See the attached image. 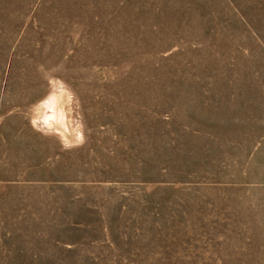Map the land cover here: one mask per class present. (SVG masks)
I'll return each mask as SVG.
<instances>
[{"label": "rangeland", "instance_id": "obj_1", "mask_svg": "<svg viewBox=\"0 0 264 264\" xmlns=\"http://www.w3.org/2000/svg\"><path fill=\"white\" fill-rule=\"evenodd\" d=\"M0 264H264V0H0Z\"/></svg>", "mask_w": 264, "mask_h": 264}]
</instances>
